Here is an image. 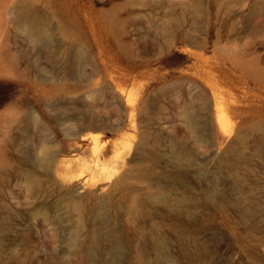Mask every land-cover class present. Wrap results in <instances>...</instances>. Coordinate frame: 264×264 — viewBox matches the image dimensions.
<instances>
[{"label": "rangeland", "instance_id": "1", "mask_svg": "<svg viewBox=\"0 0 264 264\" xmlns=\"http://www.w3.org/2000/svg\"><path fill=\"white\" fill-rule=\"evenodd\" d=\"M25 6L49 43L14 19ZM195 6L0 0V264H85L67 243L96 229L118 237L113 264H158L156 245L176 264H264V0Z\"/></svg>", "mask_w": 264, "mask_h": 264}, {"label": "bare ground", "instance_id": "2", "mask_svg": "<svg viewBox=\"0 0 264 264\" xmlns=\"http://www.w3.org/2000/svg\"><path fill=\"white\" fill-rule=\"evenodd\" d=\"M201 0H193L195 3V7L198 11V4ZM11 14L13 15L14 19L19 23L24 29L27 34V37L30 39L38 38L39 41L49 43L50 39V28H48L46 22L37 15V12L35 8L32 6H25V9H13L11 10ZM53 55L56 57L58 51L55 49L53 51ZM68 52V51H67ZM70 53V52H69ZM69 58L75 62V68H74V74H78V69H80V64L82 60V54L80 52H73L70 53ZM38 71L45 75L47 72L43 68H38ZM81 74V73H80ZM82 76V75H81ZM216 106V105H215ZM219 109V108H218ZM220 114V112H219ZM218 114V115H219ZM222 115V114H221ZM219 117V116H218ZM222 118V117H221ZM187 123L190 126L192 130H198L199 125L197 124V119L195 115L190 114V116L187 119ZM222 123V122H221ZM96 129V128H95ZM98 129V128H97ZM205 136V135H204ZM145 138V137H144ZM144 143V142H142ZM57 157V152L54 150H51V145H45L42 147L40 152V158L38 159L39 168L41 169V173L46 175L49 178L50 172L55 164ZM169 157V156H167ZM180 156H178L179 158ZM172 158H176L175 156H172ZM96 164L95 166H97ZM38 166V165H37ZM82 166V165H81ZM105 168V166H102V169ZM92 171L97 170L91 169ZM97 171H94L93 173H96ZM40 173V174H41ZM23 176L25 180L27 181L30 190L33 194H40L44 191V181L41 179L40 175H38L34 170H27L23 173ZM92 176V173L91 175ZM44 179V178H43ZM45 179V180H46ZM51 181V178L49 179ZM47 180V182L49 181ZM86 180V178H85ZM83 179V182L85 181ZM71 181V180H70ZM75 181L74 179L72 182ZM79 182V181H78ZM82 182V183H83ZM81 184L76 183V181L68 187V192L72 193L77 191L80 188ZM83 188V187H82ZM40 213L44 216L47 215V207H41L39 209ZM96 216L99 220H102V211L100 208H97L95 211ZM76 233V232H75ZM77 234H73V239L70 240V242L67 243L71 251L77 250L78 252L84 253V260L85 264H96L95 260L98 256H100V250L103 248L104 245H107L109 247V257H108V264H113V262L118 258V249L120 247V242L118 240V237L113 234H107L109 235L108 239L106 237V243H105V233L101 229H96L92 233H88L85 237L82 239H79ZM165 246V245H164ZM165 249V247H163ZM161 246L156 245L154 247L155 250V260L158 264H176L175 261H173L172 256L170 257L169 254L164 252ZM76 252V251H75ZM102 254V253H101ZM154 260V261H155ZM105 261V262H106ZM106 262V263H107ZM117 262V261H116Z\"/></svg>", "mask_w": 264, "mask_h": 264}]
</instances>
